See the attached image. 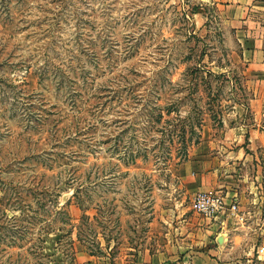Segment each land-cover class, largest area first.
Instances as JSON below:
<instances>
[{
  "label": "rangeland",
  "instance_id": "rangeland-1",
  "mask_svg": "<svg viewBox=\"0 0 264 264\" xmlns=\"http://www.w3.org/2000/svg\"><path fill=\"white\" fill-rule=\"evenodd\" d=\"M220 12L0 0V264L177 254L164 252L199 191L179 168L226 151L230 126L251 117Z\"/></svg>",
  "mask_w": 264,
  "mask_h": 264
},
{
  "label": "crops",
  "instance_id": "crops-1",
  "mask_svg": "<svg viewBox=\"0 0 264 264\" xmlns=\"http://www.w3.org/2000/svg\"><path fill=\"white\" fill-rule=\"evenodd\" d=\"M211 2L244 62L251 117L247 124L230 126V148L189 160L179 176L187 193L218 191L228 203L237 196L244 220L188 213L180 221V239L164 252L177 254L145 250L134 257H95L82 252L78 264H264V0Z\"/></svg>",
  "mask_w": 264,
  "mask_h": 264
},
{
  "label": "built area",
  "instance_id": "built-area-1",
  "mask_svg": "<svg viewBox=\"0 0 264 264\" xmlns=\"http://www.w3.org/2000/svg\"><path fill=\"white\" fill-rule=\"evenodd\" d=\"M192 208L202 216L218 220L224 215L244 220V212L240 210V203L237 196H233L228 203L226 195L218 191H198L192 199Z\"/></svg>",
  "mask_w": 264,
  "mask_h": 264
},
{
  "label": "trees",
  "instance_id": "trees-1",
  "mask_svg": "<svg viewBox=\"0 0 264 264\" xmlns=\"http://www.w3.org/2000/svg\"><path fill=\"white\" fill-rule=\"evenodd\" d=\"M18 225H16V227H17ZM17 229H19V228H17ZM24 231H26V229H24ZM43 241V240H42ZM35 255H37V252L36 253H34ZM40 258V257H39Z\"/></svg>",
  "mask_w": 264,
  "mask_h": 264
},
{
  "label": "water",
  "instance_id": "water-1",
  "mask_svg": "<svg viewBox=\"0 0 264 264\" xmlns=\"http://www.w3.org/2000/svg\"><path fill=\"white\" fill-rule=\"evenodd\" d=\"M222 239H223V238H222V236H221V237L219 238V241H222Z\"/></svg>",
  "mask_w": 264,
  "mask_h": 264
}]
</instances>
